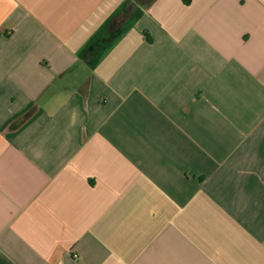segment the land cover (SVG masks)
Wrapping results in <instances>:
<instances>
[{
	"label": "crops",
	"instance_id": "1",
	"mask_svg": "<svg viewBox=\"0 0 264 264\" xmlns=\"http://www.w3.org/2000/svg\"><path fill=\"white\" fill-rule=\"evenodd\" d=\"M0 264H264V0H0Z\"/></svg>",
	"mask_w": 264,
	"mask_h": 264
}]
</instances>
